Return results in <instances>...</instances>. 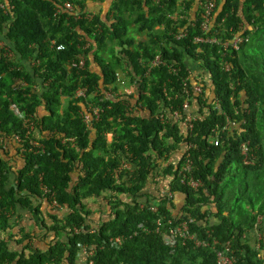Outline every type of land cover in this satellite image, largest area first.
<instances>
[{
    "label": "trees",
    "instance_id": "obj_1",
    "mask_svg": "<svg viewBox=\"0 0 264 264\" xmlns=\"http://www.w3.org/2000/svg\"><path fill=\"white\" fill-rule=\"evenodd\" d=\"M65 1L74 12L64 9ZM107 1L106 11L90 14L86 0H0L6 7L0 34L8 41L0 40V236L7 233L0 237V264H217L214 248L225 242L234 264H264L263 240L248 234L264 216V0H216L207 32L199 7L190 16L195 0ZM131 31L147 39L136 40ZM239 35V48L195 42ZM52 41L65 47L57 50ZM108 43L121 47L115 62L103 60ZM158 53L164 63L148 70ZM18 54L33 61V73L18 67ZM91 56L99 71L91 69ZM123 70L130 94L116 83ZM188 77L203 93L191 95L197 117L186 133L179 121H162L160 109L182 104ZM78 88L84 96H75ZM89 105L100 114L88 124ZM13 106L31 121V131ZM227 117L236 125L216 145L211 135ZM244 141L251 164L240 153ZM186 155L197 186L180 174ZM11 159L21 163L14 167ZM42 202L65 213H49L46 222ZM17 205L29 209L39 231L16 225ZM183 222L209 245L193 238L169 243V228ZM116 237L118 246L111 243Z\"/></svg>",
    "mask_w": 264,
    "mask_h": 264
},
{
    "label": "built area",
    "instance_id": "obj_2",
    "mask_svg": "<svg viewBox=\"0 0 264 264\" xmlns=\"http://www.w3.org/2000/svg\"><path fill=\"white\" fill-rule=\"evenodd\" d=\"M216 5V0H198V7L201 10L200 13V17L202 19V29L204 31H208L210 29V21L212 18V11L215 8ZM63 7L64 9H67L71 12H74V8L71 5L70 2L65 1L63 3ZM0 9L1 10H5V4H0ZM56 13H60V9H58L56 11ZM175 16V17H173ZM171 19L176 20V15H172L170 16ZM187 35V31H180L179 33H177L175 35V37L177 39H181L184 38ZM204 41H212V42H217V44L221 43L224 45V47H228V46H232L235 48H239L240 44H242L244 42V38L242 36H235L233 38L232 41H220L218 39L217 36H212V37H208V38H203V37H196L195 38V42H204ZM53 45L56 47L57 50H62L65 47V44L63 42L58 43L56 41H52ZM1 46V43H0ZM164 63V59L161 55V53H158L154 56V58H152L151 60H149V64H148V70L150 68L156 67L160 64ZM84 65V58H81L79 61V66L83 67ZM169 68L171 69L172 72H175L176 69L174 67H172L171 65L169 66ZM116 75V83L119 86H123L125 79L123 78V76L121 75L120 71H116L115 73ZM188 78H186L183 81L182 84V90L180 93V96L183 97V102L181 105L175 107L173 104H171L170 106L166 107V110H162L160 109V118L162 121H166V120H176L179 121L181 123L182 126H184V130L186 133H189L190 131H192L193 127H194V121L196 120V113H195V109L194 106L192 105V99L193 97H191V95H201L203 93V89L201 84H198L196 82H190L187 83ZM132 92L131 89H124L123 93L126 94H130ZM85 95V88H78L75 92V96H84ZM114 95V91L111 90V88H109L106 92H105V96L107 98H111ZM177 97V95H175ZM169 98V97H168ZM171 98H169L170 100ZM203 99H206V97H204ZM13 109L15 110L16 113L19 114V116L24 117V127L28 129V131L33 129V124L31 123V121L25 117V115L20 112L16 106H13ZM100 114V109L97 106H93V105H89V110H85L83 113V117L84 120L86 121V123H91L93 121V119L95 117H99ZM236 125V122L231 119L230 117H227L226 123L225 125L221 126H217L216 128H214L213 130V134L211 135V138L213 139L214 143L217 145L219 143V135H221L222 133L234 128V126ZM28 134V132L26 133V135ZM13 137L17 140V141H21V137L18 134H14ZM1 140V139H0ZM29 143L33 146V147H38L40 146V143L37 140H30ZM240 149V153L242 155L243 158V162L245 164H251L253 163V156L250 154V148H249V144L244 141L240 144L239 146ZM23 150V148H22ZM189 155H186V160L184 162V164L181 166L180 168V174H182L184 176L183 181H186L185 178H188L189 184L192 186H197L198 182L192 178L191 176V172H192V164L190 159L188 158ZM122 167L123 168H130V164L127 162H123L122 163ZM152 211H155L157 207V204L155 203H151V207H149ZM258 220V218H257ZM257 225V224H256ZM167 240L169 241V243H173L174 239L177 238H181V239H185V238H189L194 240L195 244H197L198 246L202 245V246H207L209 245V243L206 240H200V239H195L194 235H191L188 231L187 225L185 224V222L178 224V225H174L173 227L169 228L168 232H167ZM260 239V238H258ZM112 245L118 246L122 243V238L121 237H116L114 239L111 240ZM226 244H224L223 248H214L216 255H217V264H234L235 263V258L234 255L232 254V250H231V244L229 242H225ZM214 246L217 245V240H213L212 243ZM84 253L87 256L93 255V251H87V249L85 247H83ZM90 264H93V261H90Z\"/></svg>",
    "mask_w": 264,
    "mask_h": 264
},
{
    "label": "crops",
    "instance_id": "obj_3",
    "mask_svg": "<svg viewBox=\"0 0 264 264\" xmlns=\"http://www.w3.org/2000/svg\"><path fill=\"white\" fill-rule=\"evenodd\" d=\"M86 4H87L86 5V11L88 13H90V14H94V12L92 10H88V8H95L96 6L102 5L100 10L101 11H106L108 9V6H109V1H107V0H102V1L101 0H86ZM197 9H198V1L195 0L193 9L190 12V16H192L197 11ZM0 40L4 41L6 43L8 42L5 33L2 34V35L0 34ZM108 44H110V43H108ZM114 54H115V51L113 52V55H112L111 58L114 57ZM103 56L105 58V59H103L104 62L110 63L109 57H106L104 54H103ZM16 59L18 60V67H21L22 71H27V72L33 73V61L21 58V55H19V54H18V57H16ZM93 59H94L93 56H91L90 67H91L92 70L99 71L100 68L95 66L96 63L93 61ZM123 74H124V72H123ZM20 84L21 85H25V82H20ZM11 153H13V152H11ZM10 157L12 158V155H10ZM10 161H11V165H13L14 167L18 166L21 163L20 162L21 160H19V159H15V160L11 159ZM12 178H13V176H12ZM10 183L12 184L11 180H10ZM40 208H41V211H42V215H40V217L45 219L46 222L48 221V214L49 213L58 214L59 216H62L65 213V210H66V209L64 210V208L62 209V208H58V207L57 208L53 207V209H52L51 206H48L47 202H42V204L40 205ZM16 219H17V222H16L17 226H23L27 230L33 229L35 231H39L38 225H36V223H34L35 221H34V218H33V214L29 211L28 208L24 207L23 205H17L16 206V209L14 210V213H13V216H12V220L14 221ZM260 227L264 231V216L263 215L258 216L257 225L255 226V228L252 231H250L248 233L249 236L250 237L253 236V238L256 240V236L258 234V231H259ZM19 230L20 229H18L15 226L11 230V232L14 233V236H18L16 234H17V232ZM248 234H247V236H248ZM6 236H7V233H2V235L0 237L3 238V237H6ZM263 252H264V250H263ZM81 261H83V257L82 256H81Z\"/></svg>",
    "mask_w": 264,
    "mask_h": 264
},
{
    "label": "rangeland",
    "instance_id": "obj_4",
    "mask_svg": "<svg viewBox=\"0 0 264 264\" xmlns=\"http://www.w3.org/2000/svg\"><path fill=\"white\" fill-rule=\"evenodd\" d=\"M101 1H102V0H101ZM101 6H102V5H100V6H96L95 8H88V10H92L94 13H96V12H98V11L101 9ZM89 12H90V11H89ZM173 17H175V16H173ZM155 29L159 31V30H162L163 27L160 26V25H156ZM131 32L133 33L132 36H134V38H135L136 40H139V39H144V40H146V39H147V36H146V34H145L144 32H137V31H135V32L131 31ZM120 48H121L120 46L110 43V44H108V48L103 52V54H104L106 57H109L110 62H111V61H112V62H115V61H117V60L119 59V55H120V54H119V51H120ZM114 51H115L114 57L111 58L112 55H113V52H114ZM187 63H188V65L191 67L193 75H194L197 79H201V78L198 77V75L200 74V70H198V64L196 63V61L193 60V59H191V58H188ZM120 72H121V75L123 76V75H124V74H123L124 70H123V71H120ZM190 79H191V82H196V83L200 84L197 80L193 79V77H191ZM126 84H127V85H126ZM37 86H40V84H37ZM118 88L120 89L121 92H123L124 89H131V87L129 86V84L126 83V80H125V82H124V85H123V86L121 85V86H119ZM131 90H132V89H131ZM107 140H108V141L111 140V134H107ZM263 168H264V167H263ZM125 169H126V168H125ZM262 173L264 174V169L262 170ZM158 183H159V180H158ZM148 188H151L152 190H154V189H156V186L150 184V185L148 186ZM239 196H240V199H241V198H242L241 193L239 194ZM245 198H247V197L245 196V197H243L241 200H243L245 204L249 203V201H246ZM91 205H92L91 207H96L95 204L93 203V200H91ZM250 211H251V210H250ZM94 213H96V212H94ZM256 232H257V231H256ZM1 235H2V233H1ZM257 237L260 238L261 240H263V242H264V231H263L262 229H261V230L259 229L258 234H257ZM263 253H264V252H263Z\"/></svg>",
    "mask_w": 264,
    "mask_h": 264
},
{
    "label": "clouds",
    "instance_id": "obj_5",
    "mask_svg": "<svg viewBox=\"0 0 264 264\" xmlns=\"http://www.w3.org/2000/svg\"><path fill=\"white\" fill-rule=\"evenodd\" d=\"M0 10H1V9H0ZM5 10H6V9H5ZM5 10H4V11H5ZM57 10H58V9H57ZM0 42H1V41H0ZM84 254H85V253H84ZM91 256H92V255H90L89 257H91ZM90 261H93V260H90Z\"/></svg>",
    "mask_w": 264,
    "mask_h": 264
}]
</instances>
